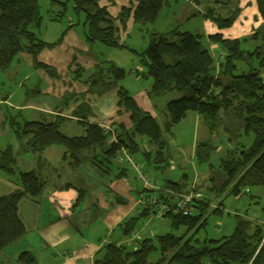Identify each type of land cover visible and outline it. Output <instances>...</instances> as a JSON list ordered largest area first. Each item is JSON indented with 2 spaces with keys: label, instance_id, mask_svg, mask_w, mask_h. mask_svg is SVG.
<instances>
[{
  "label": "trees",
  "instance_id": "trees-1",
  "mask_svg": "<svg viewBox=\"0 0 264 264\" xmlns=\"http://www.w3.org/2000/svg\"><path fill=\"white\" fill-rule=\"evenodd\" d=\"M133 1L136 3L133 11L123 7L117 18H113L105 7H101L99 0H62L52 3L61 9L54 19L63 15L67 3L72 4L78 17L83 16V39L91 49L96 44L123 49L126 47L119 43L117 20L124 26L131 16L135 25L154 24L160 11L176 0ZM254 2L262 24L250 35L228 39L215 33L207 37L209 43L219 45L223 50L224 54L217 62L203 34L180 31L177 27L167 33L150 32L146 48L140 53L132 50L145 68V73L140 76L152 79L149 97H159L170 92L179 94V98L167 102L164 110L166 120L162 126L136 104L127 90L118 86L125 78L126 71L112 61L97 60V64L89 71L75 68L69 73L71 80L85 86L86 93L91 96L100 97L116 90L117 114L128 113L130 127L126 128L122 123L115 125V141H111L110 133L87 121L92 111L87 103L81 102L72 111L71 119H75L84 128V134L68 137L59 128L70 118L60 114L74 95L64 94L61 108L53 115H41L38 120H25L19 114L11 118L10 128L19 142L20 153L40 155L50 146H61L64 149L62 160H68L70 166L76 167L85 159L83 153L95 152L93 157H101L98 163L109 172L122 149L131 155L141 153L145 157L149 156L151 152L146 153L141 148V142L145 139L157 149L154 161L163 162L166 160L163 151L167 144L163 135L170 133L188 112H194L212 132L221 126L228 133L234 128V131L240 129L239 133L243 135H253L251 143L241 145L238 152L226 150L216 172V176L222 179L218 187L226 182L232 183L231 194L234 196L240 194V188L264 187V0ZM235 12L233 10L224 18L215 9L208 8L204 16L219 30H225L232 27L237 19ZM79 22L70 24L56 41L48 43L34 32L41 24L37 0H0V72L7 70L19 54H26L31 57L34 69L42 70L50 78H58L55 69L38 62L37 56L44 49L58 46L64 33ZM252 42L259 43L248 49ZM212 149L216 148L208 142L198 144L195 149L197 161L207 162ZM16 161L11 147L0 152V170L21 187V190L0 196V253L25 233L17 215L19 200L24 197L35 199L45 187V181L35 171L17 169ZM213 179L216 181V178ZM185 187L184 182L168 180L156 196L164 202L174 201V196L168 194L186 193L189 190L185 191ZM207 206L203 200L195 205V210L189 216L173 212L164 215L169 218L173 231L185 229L180 236L169 232L155 238L145 237L136 246L107 243L97 251L93 263L264 264V220L260 222L238 216L229 236L203 241L195 238L206 224L207 219H203V216ZM150 209L151 205L145 202L139 215L118 225L124 236L134 232L137 223L151 214ZM212 213H220V208H214ZM155 253L159 256L151 260ZM17 261L21 264H34V258L28 252L21 253Z\"/></svg>",
  "mask_w": 264,
  "mask_h": 264
},
{
  "label": "crops",
  "instance_id": "crops-1",
  "mask_svg": "<svg viewBox=\"0 0 264 264\" xmlns=\"http://www.w3.org/2000/svg\"><path fill=\"white\" fill-rule=\"evenodd\" d=\"M187 2L189 5L194 6L191 9H197V14L201 18V27L197 28L196 33L203 34L207 44L209 43L207 37L215 33H220L224 38L228 39H239L247 36L251 28H254L252 24L260 19L257 15L254 0H236L239 4L237 8L241 14L232 27L219 30L204 16L207 9L211 8L208 6L210 5L209 1L206 5H202L199 0H176L162 9L163 11H160L161 15L158 16L157 21L154 23L155 29L153 32L159 34L167 33L176 27L179 28V24L175 26L173 22L170 23V20L179 21L175 20V18L181 12L182 14H188V9H186L188 7H184L186 5L184 3ZM232 2L235 3V0H232ZM99 5L105 7L113 18H117L121 8H130L133 11L136 3L133 0H99ZM181 7L185 8L186 11L181 9ZM217 8L220 9L218 4ZM193 15L195 14L190 12L186 20H189ZM240 22L245 23V25ZM166 23L167 26L165 25ZM116 24L119 28V33L122 34L121 40L134 27L131 16L124 26L118 20ZM167 27H169V30L166 31ZM73 30L72 28L64 33L62 41L57 47L50 50L44 49L37 56L38 62L55 69L58 78H50L42 70L38 71L45 78L47 84L46 88L41 90L40 93L47 97L39 100L38 104L36 103L37 105L30 102L24 107L36 108L34 111L38 113L36 118L38 120L41 115H53L55 111H59L64 94H73V100L60 114L70 118L67 121L76 122L75 119H71L72 111L78 104L85 102L92 111V116L87 119L89 123L96 124L103 129L109 126L115 129V125L120 123L129 128V114H117L116 90H111L100 97L91 96L86 93L85 86L71 80L69 73L74 71L75 68L81 67L89 70L98 62L95 59L96 57L86 55V53H89V49ZM227 31L228 33L224 34ZM186 32L191 31L186 30ZM208 48L212 54V52L219 51L221 47L209 43ZM219 52L220 57L223 56L222 49ZM28 57L32 65L31 57ZM73 59L74 62H72ZM127 91L129 92V90ZM129 94L143 111L150 113L155 119L158 118L160 114L157 110V105L153 103L154 99L149 97L146 88L140 89L135 94L130 92ZM166 104L167 102H165V106ZM82 131L84 133V128ZM11 145L13 146V144ZM148 147L144 142L141 145V148L146 153L151 152L150 147ZM57 148H60V146H50L40 155H36L20 153L19 144V150H17V145L14 150L11 147L16 155V166L20 165L18 166L19 170L35 171L45 181V187L35 199L24 197L19 200L17 215L25 228V233L19 240L0 253V264H21L17 259L23 252H28L33 256L34 264H94L97 251L103 245L116 243L135 246L138 241L146 237L145 234H153V232L142 230L140 226L129 236H124L122 230L118 228V225L125 222L128 218L139 215L150 192L157 189L154 182L152 183L144 177L139 165L135 166L137 177L130 176L127 169L122 167V170H118L116 174L120 175V177L113 175L108 185L99 183L94 185L80 177L78 172L80 165L72 167L68 164V160L63 161L64 149ZM91 153L92 155L95 154V152ZM82 155L85 159L88 158L87 152ZM149 156L143 157L150 160ZM97 158L95 160L98 162L99 157ZM127 158L130 159L131 163L126 160ZM134 159L133 155H130L127 151L122 155L118 153L115 158L119 164L127 163L128 165H133ZM214 159L218 161L211 163L214 168H217L221 164V159ZM157 166L154 167L155 171H157ZM173 168L171 167L170 169L173 170ZM1 177L0 196L9 194L14 190H21V187L8 177ZM204 179L209 180L206 175ZM168 180L178 183L184 182L186 185L185 191L201 184L193 180L189 185L183 177L178 179L165 178L159 184L161 185L159 187L160 190L165 187V183ZM146 181L150 182L152 189H149L151 185H147ZM154 181L156 182L157 180L154 179ZM139 182L142 184L141 188L139 187ZM145 219L147 218L141 219L140 222L143 223Z\"/></svg>",
  "mask_w": 264,
  "mask_h": 264
},
{
  "label": "rangeland",
  "instance_id": "rangeland-1",
  "mask_svg": "<svg viewBox=\"0 0 264 264\" xmlns=\"http://www.w3.org/2000/svg\"><path fill=\"white\" fill-rule=\"evenodd\" d=\"M37 1L41 17L40 26L34 29L37 37L45 42L52 43L60 37L63 30H65L70 24H74L79 20V24L73 27V31L89 49V53H86V55L96 57L95 59L98 61H112L117 66L123 68L126 71V76L118 83V86H121L125 90H129L131 94H135L143 88H146L149 92L152 86V79L140 76L141 73H145V68L141 66L138 56H136L132 50L140 53L146 48L149 42V33L153 32L155 24H149L146 26L134 24L133 29L123 37L122 40V34L119 33V43H123L126 48H107L100 44H96L94 48L91 49L83 39V16L80 15V17H78V15L74 13L71 3H67L65 12L61 17L54 19L57 16V12H61V9L57 4H53L52 1L56 2L62 0ZM199 1L202 5H206L209 1L210 5L208 6L211 8L215 7L216 12L221 13V16L224 18L228 17L233 10L236 11L235 14H237V18L241 14L237 8L239 4L236 0L235 3H233L232 0ZM184 4H186L184 6L185 8L188 7L186 8L188 9V14L191 12L195 15L190 17L189 20H186L188 14H182L181 12L179 13L180 15L175 18V20H179L177 21L179 23L174 22V20H170V23L173 22L175 26L179 24V29L182 31L187 30L196 33L197 28L201 27V18L197 14V9H191V7L194 8V6L189 5L188 2ZM217 4L220 9H216ZM185 8L181 7V9ZM160 15L161 12L159 13V16ZM242 24L245 25V23ZM261 24L262 20L260 18L259 21L252 24V27L254 28H251L248 35H250L256 28H259ZM165 25L167 26V23ZM168 28L169 27H167L166 31L169 30ZM226 33H228V31L224 32V34ZM258 43L259 42L250 43L248 49L254 48ZM219 51H221V48ZM219 51L212 52L215 62L220 60ZM38 71L41 70L33 68L28 55L19 54L7 70L0 72V152L5 150L8 146H11L14 150L16 145L17 150H19V143L17 144L18 141L15 139L10 128L11 118L19 114L20 118L25 120H36L38 115V113L34 111L36 108H26L24 106H27L30 102L31 104H38L39 100L47 97L40 93L41 90L46 88L45 86L47 84L45 78ZM177 98H179V94L176 92H170L159 97H152V99H154L153 103L157 105V110L160 114L156 120L161 126L166 120L164 116L165 102ZM7 117L10 118L8 119ZM20 118H17V120L21 121ZM82 129V126L72 121L64 122L59 128L60 132L68 137L83 135L84 133ZM233 129H231V133H228L220 126V128H217L212 132L206 128L202 118L194 112H188L185 118L171 129L170 133H165L163 135L164 140L167 143L163 151V156L166 160L163 162L156 163L154 161L157 149L147 143V140L143 139L141 145L144 142L145 145L150 147V160L145 159L141 153H137L133 155L135 158V161L133 160V165H128L127 163L119 164L114 160L108 172L107 169H104L105 167L95 160L92 153H87L88 158L84 159L78 168V172L82 179H85L94 185L97 183L108 185L112 180V176L116 175L118 170H122V167L127 169L130 176L133 175V177H137L135 174V166L139 165V169L142 171L144 177L152 183L154 182L157 186V189L150 192V198L158 195V192L160 191L159 187L161 186L159 184H161L165 178L178 179L183 177L185 182L189 185L195 180L196 183H201L197 188L202 192L205 203L208 204L206 213L203 216V219H207L206 224L200 228L195 235V238L203 241V239H218L223 236H229L234 230L235 221L238 216L248 220H258L260 222L264 220V187L253 186L240 188V194L238 196L231 194L233 184L230 182H226L223 186L218 187L222 181V179L216 176V172L220 166L214 168L211 162L218 161L214 158L222 160L223 155L226 154V150L228 149H233V151L238 152L241 150V145L250 144L253 138L252 134L246 136L239 133L240 129H236L235 131ZM204 142H208L216 149H212L207 162L200 163L196 159L195 149L197 144ZM11 144H13V146ZM57 149L63 148L60 146V148ZM99 160H101V157H99ZM18 166L17 168L19 169ZM155 166H157V171H155ZM171 167H174L173 170L170 169ZM0 173L3 174H0V176L8 177L1 170ZM205 175L208 176L209 180L204 179ZM13 178L14 177H12V179ZM48 178L50 179V177ZM213 178H216V181ZM154 179L157 181L155 182ZM145 183L150 184V182L147 181ZM141 185L142 184L139 182L140 188ZM216 207L220 208V213H212V210ZM154 209L155 207H151V214L143 223L138 222L136 226V228H138L147 224L146 231L153 232V234H145L146 238H155L156 236H162L169 232H173L179 236L184 233V228L173 231L170 227L169 218L163 217L161 219H153L152 211ZM145 229L146 227L143 230ZM144 238L145 237H143V239ZM158 256L157 253L153 254L151 260L156 259Z\"/></svg>",
  "mask_w": 264,
  "mask_h": 264
},
{
  "label": "built area",
  "instance_id": "built-area-1",
  "mask_svg": "<svg viewBox=\"0 0 264 264\" xmlns=\"http://www.w3.org/2000/svg\"><path fill=\"white\" fill-rule=\"evenodd\" d=\"M104 130L111 134V140H114V133L112 128L104 127ZM121 155L125 153V150H121ZM127 161L130 162V159L127 158ZM131 163V162H130ZM147 185H151L149 183H146ZM152 185L149 187V189H152ZM168 195L174 196V201H161L158 199V197L155 195L153 198H148L145 200V202H148L151 207H155L152 213L153 219H161L164 217L165 214L169 212H173L176 214H180L182 216H189L194 210L195 205H197L199 202H202L204 200L203 194L198 188L192 187L188 192L186 193H180V194H173L169 193ZM146 227L144 231L147 230V224H144L142 227V230Z\"/></svg>",
  "mask_w": 264,
  "mask_h": 264
}]
</instances>
